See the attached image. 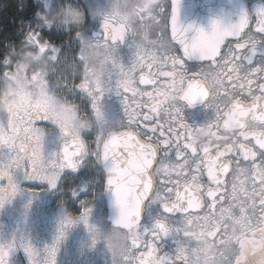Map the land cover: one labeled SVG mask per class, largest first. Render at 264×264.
Returning a JSON list of instances; mask_svg holds the SVG:
<instances>
[{
	"label": "clouds",
	"instance_id": "9594fccd",
	"mask_svg": "<svg viewBox=\"0 0 264 264\" xmlns=\"http://www.w3.org/2000/svg\"><path fill=\"white\" fill-rule=\"evenodd\" d=\"M237 2L219 0L226 11ZM167 3L33 0L32 20L17 29L22 39L3 41L0 186L9 178L16 185L20 179L47 183L41 176L58 171L52 188L57 193L107 197L108 223L86 226L92 242L94 233L93 244L102 245L107 264H134L135 242L145 229L143 214L151 220L149 228L164 218L170 238L180 247L207 255L222 245L225 257L234 255L237 249L229 240L234 242L243 231L251 207L246 166L232 169L227 181L215 170V161L235 153L242 141H264V99L244 83L252 71L241 59L247 48L231 63V77L225 72L233 54L231 36L219 38L213 55L194 51L179 66L170 63L180 49L167 28ZM26 7L27 0H17L18 10ZM86 8L99 20V29L91 34L86 31ZM240 12L217 19L227 25L237 21ZM106 18L112 30L121 32L115 40L104 35ZM230 31L240 37L242 47L256 45L255 67L264 76V34H259L264 30L254 33L244 25ZM169 69L171 75H165ZM85 81L87 88L81 87ZM129 89L150 106V116L126 109L122 101ZM197 111L199 118H194ZM142 117L154 120L153 128L180 126V138L173 133L161 140L145 132ZM65 150H71L74 167L63 160ZM52 160L64 166H49ZM118 172L116 182L127 192V207L135 209L125 217L115 202L114 185L108 183ZM217 184L223 187L217 189ZM179 188L186 197L177 194ZM216 190L224 195L209 204ZM0 199L7 200L5 192L0 191ZM84 201L92 207V199ZM222 228L227 229L226 238L224 233L216 235ZM33 253V264H47V253L42 262Z\"/></svg>",
	"mask_w": 264,
	"mask_h": 264
},
{
	"label": "snow or ice",
	"instance_id": "6c2138e0",
	"mask_svg": "<svg viewBox=\"0 0 264 264\" xmlns=\"http://www.w3.org/2000/svg\"><path fill=\"white\" fill-rule=\"evenodd\" d=\"M180 0H168L167 6L163 9V13L166 17L167 28L170 35L178 45L180 51L175 55L170 63L179 66L184 62L185 57H190L194 51H200L201 54L213 55L216 50V45L219 44V38L221 36H231L232 43V56L225 65V72L228 77L232 76L230 69L231 63L237 60V57L244 48H247V54L241 59L248 62L249 68L252 71L249 73L248 78L244 83L252 88L259 96L264 99V76L260 75V70L255 67L257 47L255 44L241 46L240 37L233 36L230 29L243 27L248 25L252 32L256 33L257 29L264 30V6L256 9L254 18L247 12L241 11L237 21L224 25L219 19H211L207 25L198 24L195 22L183 23L179 18ZM105 36L115 40L121 36V32L118 30H112L111 22L106 18L104 20ZM259 34H264L262 31ZM39 39V37H37ZM165 75H171V70H165ZM229 83L235 84V80H229ZM81 87L87 88L88 83L85 81ZM151 85H145V89H150ZM134 89L124 93L123 103L126 109L131 111L141 110L146 116L151 115L150 106H146L140 103L138 97L133 94ZM189 99H195V95H190ZM142 123L145 125V132H153L158 135L161 140L165 137H173L179 139L183 129L180 126L174 129L161 128L160 125H155L154 120L142 117ZM139 127V125H137ZM35 131V129L33 130ZM66 154L63 160L66 161L69 167H74V163L71 159V150H65ZM49 166L56 168H62L64 165L58 163L55 160L48 162ZM246 166L247 182L246 187L250 193V210H246L245 227L242 232L237 234L235 241L229 240L233 247L237 249L234 255L225 257L222 250V245H218L217 248L211 253L205 255L198 249L194 250L191 247L184 248L177 244V241L173 239L174 245H176L174 252L171 255L162 254L160 243L162 239L171 236V231L166 225L164 218L157 219L151 228H145L139 234L138 240L135 242V259L134 264H264V190L260 189L261 185H264V141H257L249 138L242 141L235 153L227 152L225 155H221L215 161L216 175L219 177L222 172L224 173V180L227 181L231 175L232 169L241 168ZM59 172H54L52 175L41 176L48 183L50 189L54 188L57 183V177ZM117 177L109 179L108 183L114 185L113 195L115 197L116 204L120 205L122 217L131 215L134 208L127 207L126 197L127 192L124 186L117 183ZM174 188L176 186H173ZM217 189L223 187L221 184L215 185ZM0 191L6 193V198L10 199L15 196L20 189L9 178L7 185L0 186ZM31 191V190H29ZM35 194V193H33ZM177 194L181 197H186L187 192L183 188L177 190ZM224 195L223 191L216 190L211 193V199L209 204H215L216 201H220ZM5 199H0V206L3 205ZM247 201V198H246ZM168 206L171 204L168 201H164ZM222 202V201H221ZM81 212L77 216H73L70 213L65 214L61 221L58 234L53 240L50 247L46 246L45 252L47 253V264H55V256L58 249L60 240L65 235V230L77 222H83L85 226H88V215L91 211L90 202H81ZM119 222V221H118ZM136 223V221H132ZM91 231V228H90ZM221 233L228 235L227 229H221L217 232V236ZM95 242V236L93 233V243ZM16 247L15 241L10 242L7 246H0V264H8V257L11 251ZM24 252L28 257L29 264H33V248L28 244H22Z\"/></svg>",
	"mask_w": 264,
	"mask_h": 264
},
{
	"label": "flooded vegetation",
	"instance_id": "af4514ba",
	"mask_svg": "<svg viewBox=\"0 0 264 264\" xmlns=\"http://www.w3.org/2000/svg\"><path fill=\"white\" fill-rule=\"evenodd\" d=\"M181 1H185L184 4H180L181 22L202 25H207L211 19H230L236 9L247 12L254 18L256 9L264 6V0H238L232 10L226 11L216 0ZM99 3L102 4L103 0H99ZM22 14L31 16L33 12ZM17 29L13 28L19 39L22 32H18ZM98 29L99 20L86 8V31L91 34ZM107 103L112 104L115 101ZM199 115L197 111L193 117L199 118ZM16 183L20 191L0 206V246H7L13 241L16 245L7 258L8 264H29L26 253L20 247L22 244L30 245L37 253L36 259L42 262L46 256L45 248L52 245L65 214L79 215L81 202L86 199H92L88 224L103 226L108 223L109 206L104 196L93 198L89 192L79 198L69 197L50 189L46 182L31 179H20ZM141 223L145 228L151 226V220L146 214L142 215ZM101 247L102 245L93 244L90 231L85 224L77 222L65 230V235L58 244L55 264H107L106 257L100 252ZM174 247L170 237L162 239L160 243L162 254L171 255Z\"/></svg>",
	"mask_w": 264,
	"mask_h": 264
},
{
	"label": "trees",
	"instance_id": "16d2710c",
	"mask_svg": "<svg viewBox=\"0 0 264 264\" xmlns=\"http://www.w3.org/2000/svg\"><path fill=\"white\" fill-rule=\"evenodd\" d=\"M35 5L33 4V0H27V7L20 11L17 8V0H0V55L3 52V41L5 39L19 42L23 33L16 35V32L13 28H21L23 21H30L32 19L31 16L22 14L23 12H34ZM22 20V21H21ZM3 28L5 31H3ZM44 35L51 36L54 34L44 32Z\"/></svg>",
	"mask_w": 264,
	"mask_h": 264
},
{
	"label": "water",
	"instance_id": "95a60500",
	"mask_svg": "<svg viewBox=\"0 0 264 264\" xmlns=\"http://www.w3.org/2000/svg\"><path fill=\"white\" fill-rule=\"evenodd\" d=\"M211 0H209V2H210ZM218 3H219V0H216ZM185 3V1H181L180 2V4L182 5V4H184ZM106 198V200H107V204H108V206H109V216H110V211H111V209H110V204H109V201H108V199H107V197H105Z\"/></svg>",
	"mask_w": 264,
	"mask_h": 264
},
{
	"label": "rangeland",
	"instance_id": "374dc122",
	"mask_svg": "<svg viewBox=\"0 0 264 264\" xmlns=\"http://www.w3.org/2000/svg\"><path fill=\"white\" fill-rule=\"evenodd\" d=\"M21 256H22L23 258H25L24 255H23L22 253H21Z\"/></svg>",
	"mask_w": 264,
	"mask_h": 264
}]
</instances>
